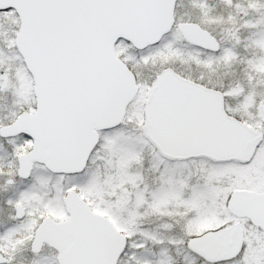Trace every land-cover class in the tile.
<instances>
[{
    "label": "snow or ice",
    "instance_id": "obj_1",
    "mask_svg": "<svg viewBox=\"0 0 264 264\" xmlns=\"http://www.w3.org/2000/svg\"><path fill=\"white\" fill-rule=\"evenodd\" d=\"M0 264H264V0H0Z\"/></svg>",
    "mask_w": 264,
    "mask_h": 264
}]
</instances>
